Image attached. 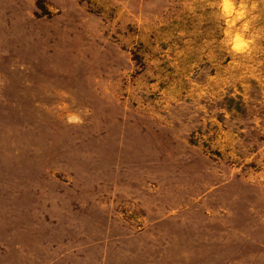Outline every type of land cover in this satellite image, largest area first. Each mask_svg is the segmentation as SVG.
Masks as SVG:
<instances>
[{
    "label": "rangeland",
    "instance_id": "obj_1",
    "mask_svg": "<svg viewBox=\"0 0 264 264\" xmlns=\"http://www.w3.org/2000/svg\"><path fill=\"white\" fill-rule=\"evenodd\" d=\"M0 264H264V0H0Z\"/></svg>",
    "mask_w": 264,
    "mask_h": 264
},
{
    "label": "clouds",
    "instance_id": "obj_2",
    "mask_svg": "<svg viewBox=\"0 0 264 264\" xmlns=\"http://www.w3.org/2000/svg\"><path fill=\"white\" fill-rule=\"evenodd\" d=\"M69 122H72L71 118H70V121Z\"/></svg>",
    "mask_w": 264,
    "mask_h": 264
}]
</instances>
